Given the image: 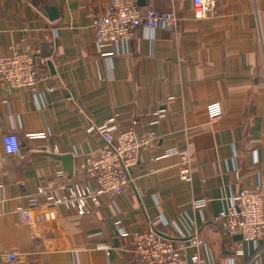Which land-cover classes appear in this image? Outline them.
<instances>
[{"label":"crops","instance_id":"crops-1","mask_svg":"<svg viewBox=\"0 0 264 264\" xmlns=\"http://www.w3.org/2000/svg\"><path fill=\"white\" fill-rule=\"evenodd\" d=\"M109 1L0 0V57L15 47L44 60L34 92L0 83V264H137L133 239L149 231L185 248L188 262L196 253L205 264H264V232L240 243L218 219L264 174V0H214L203 20L191 0H135L176 14V29H138L106 55L92 21ZM211 102L222 109L214 126ZM101 128L158 137L139 152L130 188L85 216L40 200L24 222L16 207L28 208L38 187L55 189L58 173L95 188L81 165L103 145ZM10 134L19 155L3 154ZM170 148L188 152L189 183L178 179L177 157L155 160ZM194 235L203 246H189Z\"/></svg>","mask_w":264,"mask_h":264},{"label":"built area","instance_id":"built-area-1","mask_svg":"<svg viewBox=\"0 0 264 264\" xmlns=\"http://www.w3.org/2000/svg\"><path fill=\"white\" fill-rule=\"evenodd\" d=\"M191 2L192 16L196 20L207 18L215 4L214 0ZM177 22V16L173 12L140 10L135 0H110L104 11L92 21L94 43L106 55H112L113 48L117 44H128L138 29L170 33L176 29ZM42 65L43 59L36 62L31 54L11 47L7 55L0 57V83L7 91L34 92L38 70ZM205 115L209 126L216 125L222 118L221 105L218 102L207 104ZM99 134L103 145L97 151L88 154L81 165V172L88 180L94 182L95 188L91 189L84 183L71 182L65 174L58 173L55 176L57 181L55 189L38 187L27 199L28 208L19 205L16 207L17 214L24 222H30L29 208L39 207L40 200L52 208H63L74 211L78 216H85L99 207L103 196L124 194L130 188L132 178L129 170L136 166L139 152L153 145L158 138L154 132L137 135L133 129L113 132L101 128ZM1 148L6 156L19 155L18 137L14 134L4 136ZM166 157L178 158V179L189 183L191 167L188 152L170 148L155 160ZM206 203L202 200L193 205L195 208H203ZM218 219L226 235L240 236V243L259 240L264 232V174L259 175L252 189L241 190L230 198L228 207L218 214ZM203 245V241L197 235L189 239V246L192 248ZM184 249L171 240L159 237L153 231L136 235L132 245V252L138 259L137 264H205L196 253L188 262L184 258ZM237 252L239 254L240 249ZM15 260L14 252L6 256L7 262Z\"/></svg>","mask_w":264,"mask_h":264},{"label":"water","instance_id":"water-1","mask_svg":"<svg viewBox=\"0 0 264 264\" xmlns=\"http://www.w3.org/2000/svg\"><path fill=\"white\" fill-rule=\"evenodd\" d=\"M57 159L60 160V161H64V162L67 161L68 162V166L65 168V170L68 173V175H70V173H71V166L69 164L70 157L69 156H63V157H58ZM132 171H133V168L129 170V174L130 175L133 173ZM154 233L156 235H158L159 237L163 238V239L171 240L170 238L166 237L165 235H163V234H161L159 232L154 231ZM235 239L236 240H241V237L240 236H236Z\"/></svg>","mask_w":264,"mask_h":264}]
</instances>
